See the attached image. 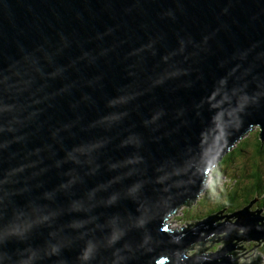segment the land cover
<instances>
[{
	"label": "water",
	"instance_id": "1",
	"mask_svg": "<svg viewBox=\"0 0 264 264\" xmlns=\"http://www.w3.org/2000/svg\"><path fill=\"white\" fill-rule=\"evenodd\" d=\"M255 127L264 0H0V264H261L167 222Z\"/></svg>",
	"mask_w": 264,
	"mask_h": 264
},
{
	"label": "trees",
	"instance_id": "2",
	"mask_svg": "<svg viewBox=\"0 0 264 264\" xmlns=\"http://www.w3.org/2000/svg\"><path fill=\"white\" fill-rule=\"evenodd\" d=\"M206 182L203 190L204 199L200 202L205 203L204 208L207 211L198 214H191L189 211H186V214L181 213L191 224L210 215L217 218L218 214L224 211L226 214H232L249 205L250 212L259 211L260 215L264 216V140L260 137L259 127L253 128L226 152L221 161L210 169ZM228 183L230 184L226 185ZM226 187L231 189L227 190ZM209 191L212 194L206 196ZM192 202L185 204L184 207L187 209L192 207ZM207 202L213 204L210 209L205 207ZM226 217L221 219L227 220ZM251 245L264 251V243L258 247L253 243ZM217 249L218 245L212 247V250Z\"/></svg>",
	"mask_w": 264,
	"mask_h": 264
},
{
	"label": "rangeland",
	"instance_id": "3",
	"mask_svg": "<svg viewBox=\"0 0 264 264\" xmlns=\"http://www.w3.org/2000/svg\"><path fill=\"white\" fill-rule=\"evenodd\" d=\"M206 183L205 182V186H206ZM230 183L226 184V185H229ZM229 188V187H228ZM228 188L226 187V189L228 190ZM231 188H229L230 190ZM208 190V188H207ZM212 194L211 191H209L206 196H210ZM204 195H205V192H201L194 200H193V204H192V207L190 206V208H185L184 205L180 206L176 212L174 213L175 215H170L169 216V219L167 220V222L170 223V225L174 228V229H184L186 228L187 226L191 225V222L190 221H187V219H184L181 215V213L183 214H186L185 212L186 211H189L191 214H198V212H204L206 209L204 208V204L205 203H202L203 199H204ZM202 199V201L200 202V200ZM206 202V201H205ZM201 204V205H200ZM213 204L210 203V202H207L206 204V208H210ZM263 217V222H264V216ZM230 218H228L227 220H229ZM234 221V219L231 218V222ZM218 223L220 224L219 220H218ZM259 224H261V222H259ZM219 235V234H216V236ZM211 237H209L208 240H210ZM233 245H235V249L233 251V256H235L237 259H238V262L240 260H242V262H246V263H249L250 260L254 259L253 257L256 256V254H258L259 258H260V262L261 264H264V251L261 250V248L259 247L258 249L254 248V246H252L251 244H256L257 246V243H254V242H245L243 240H233ZM207 243V244H206ZM222 241H217V242H214L213 244L210 245V241H207L205 242V246H203V248H207L205 251L206 252H209V251H215V250H212V247L214 245H218V249L220 247H222ZM238 244V245H237ZM237 245V246H236ZM263 245V244H262ZM199 247H197L196 245H194L193 247H191V250L190 252L193 253L195 252V250L199 249ZM221 249V248H220ZM188 254L189 251H188ZM191 255V254H190ZM241 262V263H242ZM240 263V262H239Z\"/></svg>",
	"mask_w": 264,
	"mask_h": 264
},
{
	"label": "flooded vegetation",
	"instance_id": "4",
	"mask_svg": "<svg viewBox=\"0 0 264 264\" xmlns=\"http://www.w3.org/2000/svg\"><path fill=\"white\" fill-rule=\"evenodd\" d=\"M235 207H237V205H235ZM209 209H210V208H209ZM209 209H208V210H209ZM206 211H207V210H206ZM206 211H205V212H206ZM258 212H259V211H258ZM200 213H202V212H200ZM235 213H236V212H235ZM233 214H234V213H232V214H226L225 211H224V212H222V213H219L217 218H218V219L220 218V219H219V222H220V223H222V222H224V221H229V222H231V218H230V217H232ZM226 216H227V217H226ZM260 216H261V215H260ZM223 217H226L227 219L230 218V219H229V220L221 219V218H223ZM224 235H225V234H222V233H221V234L217 235L216 237H221L222 240H223V239H224ZM216 240H217V238H214V241H216ZM216 242H217V241H216ZM206 244H207V243H206ZM210 244H212V241H210ZM221 245L223 246V242H222ZM237 245H238V244H237ZM237 245H236V246H237ZM204 246H205V245H204ZM261 246H262V245H261ZM257 247H258V246H257ZM257 249H258V248H257ZM239 262L241 263L242 260H240Z\"/></svg>",
	"mask_w": 264,
	"mask_h": 264
},
{
	"label": "clouds",
	"instance_id": "5",
	"mask_svg": "<svg viewBox=\"0 0 264 264\" xmlns=\"http://www.w3.org/2000/svg\"><path fill=\"white\" fill-rule=\"evenodd\" d=\"M207 181H208V180H207ZM181 229H182V228H181ZM181 229H180V230H181ZM204 245H205V244H204ZM204 245H203V246H204ZM196 246H197V245H196ZM197 247H199V246H197ZM202 248H203V247H202ZM199 249H200V248H199ZM199 249H197V250H199ZM209 252H210V251H209ZM189 253L191 254L190 250H189ZM195 253H196V250H195V252H193L191 255H193V254H195ZM204 253H207V252L204 251ZM190 254H189V255H190ZM232 256H233V254H232ZM233 257L236 259L237 263H239V262H238V259H237L235 256H233Z\"/></svg>",
	"mask_w": 264,
	"mask_h": 264
},
{
	"label": "bare ground",
	"instance_id": "6",
	"mask_svg": "<svg viewBox=\"0 0 264 264\" xmlns=\"http://www.w3.org/2000/svg\"><path fill=\"white\" fill-rule=\"evenodd\" d=\"M212 215H210V216H207V217H205V218H203V219H201V220H199L198 222H201V221H203L204 219H206V218H208V217H211ZM212 217H216V216H212ZM198 222H195V223H198ZM214 224L216 225V224H219L218 223V220L217 221H215L214 222ZM185 229V228H184ZM183 230V229H182ZM214 240V239H213ZM223 242V241H222ZM193 247V246H192Z\"/></svg>",
	"mask_w": 264,
	"mask_h": 264
}]
</instances>
